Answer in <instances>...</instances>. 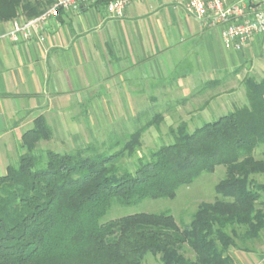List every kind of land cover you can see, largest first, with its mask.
<instances>
[{"label":"trees","instance_id":"trees-1","mask_svg":"<svg viewBox=\"0 0 264 264\" xmlns=\"http://www.w3.org/2000/svg\"><path fill=\"white\" fill-rule=\"evenodd\" d=\"M52 2L0 0V23L32 19ZM244 88L248 104L193 132L187 121L170 127L172 141L138 158L132 171L121 160L159 128L161 114L105 149L90 143L67 153L38 151L53 136L38 116L17 163L0 176V264H234L233 249L253 252L247 245L264 237V183L254 179L264 174V160L254 156L264 145V76L245 78ZM218 166L226 174L217 199L201 202L188 224L169 213L105 220L113 205L174 199Z\"/></svg>","mask_w":264,"mask_h":264},{"label":"crops","instance_id":"crops-1","mask_svg":"<svg viewBox=\"0 0 264 264\" xmlns=\"http://www.w3.org/2000/svg\"><path fill=\"white\" fill-rule=\"evenodd\" d=\"M178 7L183 14L175 33L165 13ZM11 25L0 23V176L22 153V136L38 116L80 148L90 141L80 116L86 126L94 116L133 117L147 101L152 107L169 101L167 109L180 110V101L195 100L198 85H222L216 78L226 73L244 67L264 76V38L228 50L218 30L203 28L174 0H132L121 18H111L103 2L60 12L41 29L43 41L37 34L2 37ZM262 254L231 251L234 264H264Z\"/></svg>","mask_w":264,"mask_h":264},{"label":"rangeland","instance_id":"rangeland-1","mask_svg":"<svg viewBox=\"0 0 264 264\" xmlns=\"http://www.w3.org/2000/svg\"><path fill=\"white\" fill-rule=\"evenodd\" d=\"M182 14L183 12L179 7L178 11L170 9L169 13H165V21L168 19L169 22H173L172 30L175 33H177L178 28H181L179 17ZM188 47L190 48V45ZM191 56L193 55H190V58ZM260 73H262L260 70L259 72H249V69L241 67L237 72L226 73L225 78L223 76L217 77L216 79L224 82L222 85L218 86L213 83L200 84L197 86L199 91L194 94L195 100L190 102L180 101L178 103L180 110L167 109L172 103L169 101H158L156 104H153L154 107L150 105L151 102L147 101L140 102L144 110L138 112L137 114L139 115L133 117L124 115L115 117L103 115L99 117L94 116L87 118L88 121L86 122L88 126H86V123H84L85 117L80 116L77 119L82 129V134L90 140L83 147L94 143L98 148L105 149L110 146V143L117 136L132 133L141 125L152 120L154 115L163 114L162 119L159 121V128H149L144 133L141 139V146L137 149V152L133 156H126L121 160V164L132 171L138 158L148 156L150 152L156 150L161 145L168 144L172 141L169 133L170 127H175L180 122L187 121L190 132H193L205 123L216 120L232 112L234 109L248 104L245 95L244 80L248 77L260 80L263 77ZM217 96H220L219 100L216 99ZM209 97L210 100L208 99ZM115 112L119 111L116 109ZM52 130V138L41 141L38 144V151L51 149L59 153H67L76 148L70 142L68 134L63 132V130H59L58 126L53 125ZM19 156V154H14L10 163L16 164ZM254 156L257 160H264V145L259 146L255 150ZM225 174L226 168L224 166L216 167L213 173H203L192 184L181 186L174 199H148L131 206L113 205L105 220L136 213H169L176 219L179 225L188 224L201 202H213L217 199L218 195L215 187L224 179ZM254 179L264 183V174L256 175ZM247 247L253 252L264 253V237L262 236L260 240L248 244ZM233 251L245 252L239 249H233ZM189 256L193 257V254H189ZM149 263L156 264L152 260H149Z\"/></svg>","mask_w":264,"mask_h":264},{"label":"built area","instance_id":"built-area-1","mask_svg":"<svg viewBox=\"0 0 264 264\" xmlns=\"http://www.w3.org/2000/svg\"><path fill=\"white\" fill-rule=\"evenodd\" d=\"M203 28L218 30L225 48L242 51L256 37L264 38V0H174ZM103 2L111 18L124 16L132 0H53L40 15L32 19H15L9 32L2 36L12 40H30L35 34L40 41L41 29L60 12H75L85 6Z\"/></svg>","mask_w":264,"mask_h":264}]
</instances>
